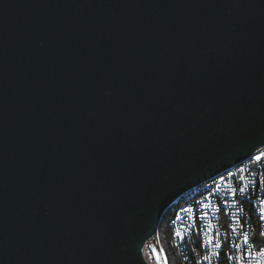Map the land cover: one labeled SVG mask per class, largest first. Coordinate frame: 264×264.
Instances as JSON below:
<instances>
[{"label": "water", "instance_id": "1", "mask_svg": "<svg viewBox=\"0 0 264 264\" xmlns=\"http://www.w3.org/2000/svg\"><path fill=\"white\" fill-rule=\"evenodd\" d=\"M262 146L264 0H0V264H148Z\"/></svg>", "mask_w": 264, "mask_h": 264}, {"label": "built area", "instance_id": "2", "mask_svg": "<svg viewBox=\"0 0 264 264\" xmlns=\"http://www.w3.org/2000/svg\"><path fill=\"white\" fill-rule=\"evenodd\" d=\"M194 189L206 190V197L171 219L180 258L198 252V262L191 264H264V146L247 157L246 166L232 167L181 195Z\"/></svg>", "mask_w": 264, "mask_h": 264}, {"label": "bare ground", "instance_id": "3", "mask_svg": "<svg viewBox=\"0 0 264 264\" xmlns=\"http://www.w3.org/2000/svg\"><path fill=\"white\" fill-rule=\"evenodd\" d=\"M246 165H247V158L235 163L234 165L226 168L224 171H222V172H220L214 176H221V173L232 172V167H241V166H246ZM205 197H206V190H202V189H194L193 192H191V194L180 195L174 201V203L170 206V208H171V219H173L174 214H177V212L182 211L183 209H185L186 206L195 205L198 203V201H200V198H205ZM171 219H170V227H171ZM159 252H160V258L165 262V264H167L166 255H165L164 251L160 249ZM146 255H145L146 262L148 264H152L151 261L149 260V258L146 257ZM181 256L184 258V260L188 264H191V262H198V252H190V254H183Z\"/></svg>", "mask_w": 264, "mask_h": 264}, {"label": "trees", "instance_id": "4", "mask_svg": "<svg viewBox=\"0 0 264 264\" xmlns=\"http://www.w3.org/2000/svg\"><path fill=\"white\" fill-rule=\"evenodd\" d=\"M171 208L166 211L159 222L158 231L152 242L157 249L164 251L167 264H188L184 258L179 256L177 249L173 243L170 227ZM150 243L148 245H150ZM153 262V261H152Z\"/></svg>", "mask_w": 264, "mask_h": 264}, {"label": "rangeland", "instance_id": "5", "mask_svg": "<svg viewBox=\"0 0 264 264\" xmlns=\"http://www.w3.org/2000/svg\"><path fill=\"white\" fill-rule=\"evenodd\" d=\"M160 250V249H159ZM147 254V255H146ZM149 258L152 264H165V262L160 258L158 249L156 245L150 243V245H146L144 256ZM153 261V262H152Z\"/></svg>", "mask_w": 264, "mask_h": 264}, {"label": "snow or ice", "instance_id": "6", "mask_svg": "<svg viewBox=\"0 0 264 264\" xmlns=\"http://www.w3.org/2000/svg\"><path fill=\"white\" fill-rule=\"evenodd\" d=\"M256 159H258V160H259V159H260V157L258 156ZM176 234H177V235H180V233H179V232H177ZM245 243H247V241H245Z\"/></svg>", "mask_w": 264, "mask_h": 264}]
</instances>
